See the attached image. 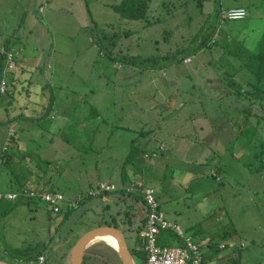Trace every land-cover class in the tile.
<instances>
[{"label": "rangeland", "instance_id": "rangeland-1", "mask_svg": "<svg viewBox=\"0 0 264 264\" xmlns=\"http://www.w3.org/2000/svg\"><path fill=\"white\" fill-rule=\"evenodd\" d=\"M117 2L0 0V45L12 41L18 62L15 70L25 73L18 81L8 76L9 95L0 105V158L6 148L27 144L25 149L51 162L46 170L38 168L36 182L64 195L63 211L70 203L76 206L64 223L63 211L55 213L45 202L16 206L8 216L0 217V258H10L5 249L51 239L55 252L50 250L47 264H69L72 248L68 246L62 255L61 247L73 244L99 220H111L108 213L118 208L111 199L93 197L80 204L78 197L105 178L97 169L125 156L128 137L135 134L138 142L144 140L136 129L186 132L192 123H198H190L191 114L198 119L204 113L214 117L204 124L210 127L213 120L223 117L225 104L230 105L227 100L236 91L235 82L248 89L253 74L245 62L253 52L264 50V0H149L147 16L138 20L116 12L111 5ZM235 5L248 8L246 18H224L225 9ZM88 29L96 34L103 52ZM198 37L207 38L208 46L196 51ZM177 56L190 60L173 62ZM147 64L154 66L140 68ZM208 78L220 81L217 90L203 86ZM178 93L180 97L172 101ZM52 96V110L47 115ZM243 100L247 106L246 96ZM259 101L251 106L257 116L246 124L244 113L235 121L243 130L237 133L239 138L226 142L221 128L217 137L225 144L222 151L216 145L205 154L194 151L189 155L198 158L194 165L177 158L182 173L172 165L165 171L170 183L181 177L187 182L189 174L198 178L192 186L194 178L190 181L191 188H171L161 210L200 243L205 244L207 238L223 243L217 249L222 264H228L225 260L230 256L225 255L231 253L233 241L242 252L234 264H264V100ZM233 110L232 105L230 114ZM22 111L24 115L32 112V118L18 119ZM56 124L61 129L52 132ZM11 127L15 136L9 135ZM235 152L238 156L234 157ZM160 157L149 156L145 161L159 162ZM218 166L221 172L214 175ZM15 175L3 165L0 181ZM233 227L237 235L226 237L224 231L229 233ZM130 235L131 246L134 237ZM98 241L90 244L86 255H94L97 249L111 255L108 243Z\"/></svg>", "mask_w": 264, "mask_h": 264}, {"label": "crops", "instance_id": "crops-1", "mask_svg": "<svg viewBox=\"0 0 264 264\" xmlns=\"http://www.w3.org/2000/svg\"><path fill=\"white\" fill-rule=\"evenodd\" d=\"M236 6H243L248 11V8L244 5H235V6H230V7H236ZM230 7H227L226 9H228ZM10 43H12V41H10ZM15 59H16V55H15ZM186 59L190 60L189 57ZM184 61H185V59H184ZM16 62H17V60H16ZM26 65H28V64H26ZM17 66H18V62H17ZM15 71H13L9 75V78L12 77L14 80L18 81L19 78L24 77L25 73H23V70L20 73H18L17 71L15 72ZM9 78H8V82L10 80ZM219 83H220V81H216V80H212L211 78H208L207 82L204 83L203 86L211 87L213 90H217L216 89L218 86L217 84H219ZM235 85L239 88L242 86L241 83H238V82ZM244 89H246V88H244ZM234 93L235 92H233L232 98H229L227 100L230 103V105L225 104L226 108L224 109V112L221 113V115H223V117L219 116L216 121L213 120V124H210V127L208 126L207 128H205V126H204V124L207 123L211 118L208 116L207 113L201 114V116H200L201 121H200V118L197 119V117H195L193 114H191L190 123L195 122V121H198V123L197 124L192 123V125L190 126V130H186V132L185 131L179 132V130L177 132H173V131H167V130L161 129V128H160V131H153V129L150 128V130L152 132H150L149 134H143L144 136H142V137L144 138V140L139 141V142L136 141L135 144H134L135 139H136L135 134L128 137L129 140H128L127 144L129 145V147H128V150L124 151V153H123V155H125V156H123L121 158L117 157L115 160L116 164H110V163L105 164L103 169H97L98 173L100 174V171H102V176L105 177L104 179H100L99 182L115 183L120 188V190H118V191H112V193L107 192L106 194H103L102 196H100V198L102 200H106V201L108 200L109 201L111 199L114 202V204H116V206H118V208H116V210L112 211V213L109 212V216L114 215L116 217H119L117 215L118 210L119 211L123 210V211L128 212V213L130 212L132 217H133V220H135V213L134 212L139 214L140 217L144 216V218H145L147 216V211H146L147 206L144 202L143 196H142V200L140 202H138L135 199H133L132 197L128 196V194L126 195L125 193H123V192H126L123 189L125 187L129 186L133 182L139 183L141 185H149V186L154 187L156 189L157 197L160 201L161 207H162V202L164 201V198H166V199L168 198V191H170L171 188L177 189L179 186L186 187L190 184V181L194 178L193 183L191 184V186H192L194 184V182L196 181V179H198L195 177V175L193 177L191 174H189L186 177L187 182H184L183 181L184 178L181 177V178H179V180H173L170 183V182H167V177L169 176V174H168L169 172H165V171H166V169L169 168V165H172V168H175V170L179 169L180 173H182L181 168H183V167L181 165L177 164V161H176L177 158L180 160V162L184 161L187 164H190V165L193 164L194 165L198 158H195V157L190 158L189 157V155L194 151L201 150L202 154H205L208 151H210L211 146H214V145L218 146V148H220L222 151V148L224 147L225 144H220L221 138L217 137L221 132V128L223 129L222 134H224V136H226V142L228 140H236L237 138H239L237 136L238 135L237 134L238 129L236 126L237 123L235 121H240L239 118L240 117L242 118V112L238 111L237 108L234 107L233 113L230 114V107L232 105L233 106L235 105L234 101L236 100L234 97V95H235ZM30 94H31V92L28 93V95H30ZM7 95H9V90H8L7 94H4L2 97H0V105L2 104V102H5V96H7ZM178 97H180V93H178L176 95V97H172L171 100L173 101L174 98L176 99ZM219 98H222V96L221 95L218 96V99ZM31 99H33V98L31 97ZM46 99H48V97ZM50 99H51V97H50ZM50 99H48V105L50 103ZM8 100L10 101V99H8ZM196 100L198 101L201 99H199V97H198V99H196ZM239 101L242 102L244 100L242 99ZM11 104L12 103H9V105H11ZM24 104H26V102ZM22 107H24V106H20V108H22ZM26 107H27L26 110H29V106H26ZM141 108H144V107L142 106ZM2 111H3V108H2ZM22 113H24V112L22 111L19 113L18 119H31L33 116L32 112H29V114H27V115H24ZM213 118H211V119H213ZM34 119H35V117H34ZM2 120H3V117L1 116V107H0V125L2 124ZM7 120L9 121L12 119H7ZM12 121H14V120H12ZM171 121L172 120H168V122H171ZM220 121L223 122L222 126L219 123ZM13 129L14 128L11 127L9 129V133ZM59 129H61L60 124H56V127L52 128V132H55L56 130H59ZM140 129H145V127L141 126ZM140 129H136L138 131L137 133H139ZM31 139H33V138H31ZM161 143H163L165 145V149L162 150L158 154V156H152V157L158 158L159 156H161L160 158H162V159L159 162H154L153 159L150 160L149 162L145 161V158L149 157V156H146V154H150V153H152V151L157 150ZM134 145H135V147H134ZM112 146L114 147L115 144L113 143ZM123 146H124V144H123ZM26 147H27V144L24 145L22 143H18L16 147L14 146L13 154L17 155V154L23 153V152L24 153H31L32 150L30 148L25 149ZM237 151L239 154L240 153L239 148H237ZM131 153H132V155L130 157ZM238 154L235 152L234 157L236 155L238 156ZM4 155H5V153L3 152L1 154V158H0V172L3 169V165H5V161H6V158H4L5 157ZM163 160L170 161L171 163H168V162L163 163ZM26 161L30 165V168L33 170L31 183L40 185L38 182H36V179H38L39 178L38 176H40V173L38 172L39 169L35 168L34 163L30 160L29 157L26 158ZM103 161H107V160L103 159ZM220 164H221V162H220ZM190 165H187V169L189 172L192 173V171H194V170H193V168L192 169L189 168ZM238 166H239V168L242 167V165H240V164ZM221 168H222L221 166H218V170L213 171L214 170L213 169L212 170L213 174H214V172L216 174L220 173ZM205 172L206 171H200L199 173L204 174ZM11 178L12 177H9L8 180L6 179L3 182L0 181V187H5V186L7 187V190H0V191H11V184H10ZM148 179H150L152 182L151 181L147 182ZM99 182H97V184ZM155 182L157 183L156 186L153 185V183H155ZM205 182L206 181L204 180V183ZM164 183H167V184L164 185ZM43 186H45V185H40V189H42ZM191 186H188V187L191 188ZM90 189H94V184H93V186H91L86 191V193L84 194L85 196ZM206 189L207 188H204L202 190V192L205 193L206 191H208ZM54 191H56V190H54ZM133 193H135V192H133ZM136 194H139V193L137 192ZM84 195L82 194L80 197H78V202L84 198L83 197ZM130 205H133V208H131ZM68 207H74V204L70 203L68 205ZM173 221L179 223L176 219H174ZM163 233H169L170 235L173 234L170 232H163ZM193 238H194V236H193ZM211 241L214 242L213 238H207L206 239L205 244H204L205 250L211 251L208 247V244ZM197 242H199V241H197ZM231 243L238 244L236 241H233ZM222 244L223 243H219L218 246L222 247ZM233 244H231L232 247H237L238 249H240L239 244L238 245H233ZM174 245H176V244H174ZM177 245H180V244H177ZM233 250H234V248L231 249V253L233 252ZM229 254H230V252H229ZM70 257H71V254H70ZM214 262L215 261H212L211 263L213 264ZM69 264H72L71 260H69Z\"/></svg>", "mask_w": 264, "mask_h": 264}, {"label": "trees", "instance_id": "trees-1", "mask_svg": "<svg viewBox=\"0 0 264 264\" xmlns=\"http://www.w3.org/2000/svg\"><path fill=\"white\" fill-rule=\"evenodd\" d=\"M111 7L118 12L121 16H123L126 19H133V20H138V19H143L147 16L148 13V9H149V0H118L117 3L112 4ZM231 8V7H230ZM224 18H226L224 16ZM227 19V18H226ZM89 31V32H88ZM215 31V29H214ZM87 32L89 33L90 37L92 38L93 43H96L99 48L100 51H104V47L100 44L99 39L96 38V34L94 35L91 30H87ZM215 33V32H214ZM113 37H115L113 35ZM198 46L196 48V51L199 50H203L204 48H206L208 45L207 43V38H201L198 37ZM116 40H113V45L115 46ZM3 46H5L7 49H12L13 46L10 42H6L5 44H3ZM15 51V49H14ZM176 59L173 60V62H178V61H182L186 58H188V56L185 57H180L177 56L175 57ZM258 58V59H257ZM256 60V62H252V60ZM6 60H7V55L6 53L0 54V80L2 76H6L8 77L13 71H15V66L12 69L7 68L6 73H4L5 71V66H6ZM131 63L134 64V62L131 61ZM246 65L248 64L249 67L251 68L250 71L253 74V78L248 80V89H244L242 86L239 88L235 87L236 91H234L235 95V105L234 107L237 108L238 111L242 112V114H246L245 120L244 122H246V124L250 121V117L253 115L257 116L256 112H253L252 110V105L254 106L257 103H260V99L261 101L264 100V50H261L259 52H253L251 59L247 62H245ZM16 66H17V62H16ZM150 66H154V65H145L142 66L140 68H150ZM4 73V75H3ZM235 84H237V82H235ZM246 96V101L248 99L249 103L246 106L245 101L240 102L239 100H242L243 97ZM54 102L53 96L50 99V103L47 106V111L46 114H50V110H52V104ZM244 114V115H245ZM248 115V116H247ZM54 118V117H53ZM259 119V116H258ZM238 132L242 133L243 130L241 128L240 125H236ZM14 130V129H13ZM150 132H152L150 129L145 130L142 129L139 131V134L141 136H144L143 134H149ZM15 136V131H14V135ZM136 138V137H135ZM138 140V138L135 139L134 144L136 143V141ZM135 147V145H134ZM5 157L6 161H5V165L7 166V168H11V171H13L14 173H16L14 178H11V190H18L20 188L23 187H31L34 189H40V185L37 186H33L31 185V179H32V174H33V170L30 168V165L27 163L26 158L29 157L30 160L34 163L35 168H41V170L43 169H47V165H50V161L46 160V159H42L40 157L39 154H37V152H31V153H19L17 155L13 154V149H9L6 148L5 150ZM132 153L130 154L131 157ZM256 155V154H255ZM258 156V155H256ZM18 160V161H17ZM14 162H16L17 164L15 165ZM44 163V166H42L41 164ZM42 190H46V191H51V190H47V187L43 186ZM126 195L128 194V196L132 197L133 199H135L136 201L140 202L142 200V194H136L135 193H127V192H123ZM102 195L99 196H83L84 198L81 199L79 201V203L81 204L82 202L89 200V199H93V197H100ZM37 203L40 202L37 199H19L16 201H9V200H4V199H0V217H6L8 216L9 212H11L16 206H20V205H31L32 203ZM131 208H133V205H130ZM52 208V207H51ZM76 208V206L74 207H69V209H67L66 211H63V208H61L60 211L55 212L54 209L52 208V211H54L55 213L58 212H62L64 213V217L62 220V223L66 222L72 215V211ZM104 212L106 213L109 210V206H106L103 208ZM109 214V213H108ZM117 215L119 217H116L114 215H111V220H107L105 218H103V220H99V225L101 224H108V225H114L116 227H121V224H125L129 226V228L127 229L128 233L130 232V236L134 237V242L133 244L130 246L129 248L133 254V256L135 257L136 261L138 264H145L146 260H147V252L144 249V241L142 240L141 236H140V232L142 231V229L145 227L146 225V217L144 218V226H139L137 229L133 228V217L132 215H130V212H124L123 210H118L117 211ZM105 217V216H104ZM230 234V236H229ZM224 235H226V237H235L237 235V229L235 227H233L232 230L229 231L225 230L224 231ZM79 237H77L78 239ZM76 239V240H77ZM76 240L72 242H68V244H66L65 246L61 247L62 249H64V251L62 252V255L65 253V250H67L68 246L69 248H71ZM105 243V241L103 240H99L98 243ZM159 242L161 244H170V245H174V244H180L182 245V240L180 238H178L176 235L172 234L170 235L169 233H163L160 236ZM95 244V243H94ZM198 244L200 245V248L202 249V253H203V257H204V263L205 264H212V261H215V264H222L223 262H221L222 260V256L219 255L218 252V245L219 243L217 242H210L208 244V247L211 251L205 250L204 248V244H201L198 242ZM53 241L50 239L48 241H44L43 243H38L34 246L28 245L25 246L23 248H18V247H12L10 248V250L5 249L6 254H9L10 258L6 259V258H0L2 260H6L12 264H38V259L41 255H45L46 259L45 261H47L45 264H47L49 262V255H50V250L53 252H55V250H53ZM226 247V246H225ZM107 248L109 249V252L111 255H107L106 251L104 250H94V255H84V264H88L90 262V264H122L121 260L118 256L117 251L114 249L113 246H111L110 244H107ZM234 250L232 253H230L229 255H225L227 258L230 256V258L228 260H225L228 264H234L238 263V259L240 257V255L242 254L241 250L238 249L237 247H233ZM62 255H58L59 258L61 259ZM90 258V260H89Z\"/></svg>", "mask_w": 264, "mask_h": 264}, {"label": "built area", "instance_id": "built-area-1", "mask_svg": "<svg viewBox=\"0 0 264 264\" xmlns=\"http://www.w3.org/2000/svg\"><path fill=\"white\" fill-rule=\"evenodd\" d=\"M224 15L229 20H240L246 18L248 11L243 6H236L226 9ZM0 51L1 54L6 53L7 55L6 66L4 67V73H6L7 68L12 69L16 66L15 51L14 48L7 49L3 45H0ZM8 83V77L2 76L0 80V97L8 93ZM9 135H14V130H11ZM164 149L165 145L161 143L157 150L152 151L151 155L146 154V156H158ZM214 174L216 175L215 172ZM118 190L120 188L115 183L100 182V185L90 189L86 196H99L105 192ZM123 190L127 193H141L147 206L146 225L140 232V236L144 241V249L147 252L145 264H205L202 249L198 242L179 223L168 219L165 212L161 210V204L154 187L133 182ZM29 198L49 204L55 212L61 210V203L65 201L64 195L59 191H44L31 187H23L13 191H0V199L4 200L16 201ZM163 232L175 234L182 240L183 245L161 244L159 239ZM222 247H224L223 244ZM45 259V255H41L38 263L43 264Z\"/></svg>", "mask_w": 264, "mask_h": 264}, {"label": "water", "instance_id": "water-1", "mask_svg": "<svg viewBox=\"0 0 264 264\" xmlns=\"http://www.w3.org/2000/svg\"><path fill=\"white\" fill-rule=\"evenodd\" d=\"M107 238H111L116 242L117 246L113 247L117 251L122 264H138L129 248L123 228L108 224L96 226L85 232L76 240L71 250L72 264H84L85 251L89 245L98 240L105 241ZM0 264L12 263L0 259Z\"/></svg>", "mask_w": 264, "mask_h": 264}, {"label": "flooded vegetation", "instance_id": "flooded-vegetation-1", "mask_svg": "<svg viewBox=\"0 0 264 264\" xmlns=\"http://www.w3.org/2000/svg\"><path fill=\"white\" fill-rule=\"evenodd\" d=\"M134 213H135V220H133V223H134L133 224V228L134 229H137L139 226H144V216L140 217L139 214H137L136 212H134ZM130 215H131V213H130ZM121 227L123 228V230H124V232L126 234L127 240L129 242V234H130V232L128 234V231H127V229L129 228V226L126 225V223H125V224H121Z\"/></svg>", "mask_w": 264, "mask_h": 264}, {"label": "bare ground", "instance_id": "bare-ground-1", "mask_svg": "<svg viewBox=\"0 0 264 264\" xmlns=\"http://www.w3.org/2000/svg\"><path fill=\"white\" fill-rule=\"evenodd\" d=\"M105 241H106L108 244H110L111 246H114V247L117 246L116 242H115L113 239H111V238H107Z\"/></svg>", "mask_w": 264, "mask_h": 264}]
</instances>
